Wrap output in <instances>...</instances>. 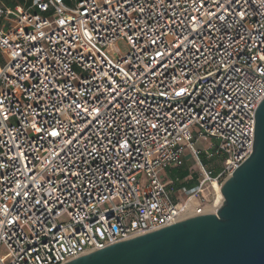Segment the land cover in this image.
Returning <instances> with one entry per match:
<instances>
[{
  "label": "built area",
  "instance_id": "built-area-1",
  "mask_svg": "<svg viewBox=\"0 0 264 264\" xmlns=\"http://www.w3.org/2000/svg\"><path fill=\"white\" fill-rule=\"evenodd\" d=\"M66 1L0 0V264H64L216 213L215 184L253 150L264 0ZM186 152L197 184L174 201L163 171ZM202 152L224 157L215 175Z\"/></svg>",
  "mask_w": 264,
  "mask_h": 264
},
{
  "label": "water",
  "instance_id": "water-1",
  "mask_svg": "<svg viewBox=\"0 0 264 264\" xmlns=\"http://www.w3.org/2000/svg\"><path fill=\"white\" fill-rule=\"evenodd\" d=\"M251 155L221 184L216 211L89 252L64 264H264V98Z\"/></svg>",
  "mask_w": 264,
  "mask_h": 264
},
{
  "label": "rangeland",
  "instance_id": "rangeland-1",
  "mask_svg": "<svg viewBox=\"0 0 264 264\" xmlns=\"http://www.w3.org/2000/svg\"><path fill=\"white\" fill-rule=\"evenodd\" d=\"M66 3L70 4V2L66 1ZM117 49L120 51V53H117ZM109 55H111L114 58L119 57V55H123L126 53V46L123 43H117L113 48L107 51ZM6 58L2 55H0V63L5 61ZM195 148L203 151L204 149L209 148V141H202L198 139L195 143ZM190 155V152H188ZM199 161L203 164L206 165L207 167L212 168V171L214 175L221 169L222 165L224 164V157L223 156H215L212 158H207L206 154L202 152L199 155ZM198 170H199V163L198 161L193 158L191 155L190 157L187 158V160L184 162V166L181 168L177 169H166L167 174L164 175L166 179H170L174 181L173 188L177 189L180 188V184L178 183V180L181 179H189L191 178V182L187 184L188 187H194L196 183V178L198 177ZM174 195L172 196V198ZM1 253H4V250H1Z\"/></svg>",
  "mask_w": 264,
  "mask_h": 264
},
{
  "label": "crops",
  "instance_id": "crops-1",
  "mask_svg": "<svg viewBox=\"0 0 264 264\" xmlns=\"http://www.w3.org/2000/svg\"><path fill=\"white\" fill-rule=\"evenodd\" d=\"M1 2L7 8H9L11 10L20 11V10H26V9H30V10L33 9V7H32L33 0H1ZM190 155H189L188 152H186L185 158H184V162L187 160L188 157H190ZM178 168H181V167H178ZM166 169H168V168H166ZM166 169L163 171V175H166L167 174ZM170 169H173V168H170ZM174 169H177V168H174ZM170 181H172V180H170ZM172 182H173V184L171 185V187L173 188L174 181H172ZM190 182H191V179H181V180H178V183L180 184L181 187L180 188H177V189H174L173 188L171 190L170 197L172 198V196L174 195V197L172 198V200H174V201L183 200L182 199L183 196H180L178 191L181 188H183V187L186 188V189L192 188L191 186L190 187L187 186V184H189Z\"/></svg>",
  "mask_w": 264,
  "mask_h": 264
},
{
  "label": "bare ground",
  "instance_id": "bare-ground-1",
  "mask_svg": "<svg viewBox=\"0 0 264 264\" xmlns=\"http://www.w3.org/2000/svg\"><path fill=\"white\" fill-rule=\"evenodd\" d=\"M215 187L217 188V191H218V201L219 203H222L223 201V196H222V193H221V188L220 186L217 184H215Z\"/></svg>",
  "mask_w": 264,
  "mask_h": 264
}]
</instances>
